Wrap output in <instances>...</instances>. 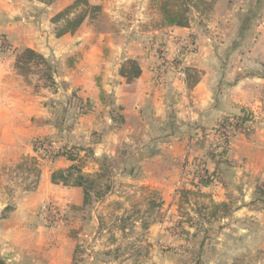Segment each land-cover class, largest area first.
I'll list each match as a JSON object with an SVG mask.
<instances>
[{"label": "crops", "instance_id": "1", "mask_svg": "<svg viewBox=\"0 0 264 264\" xmlns=\"http://www.w3.org/2000/svg\"><path fill=\"white\" fill-rule=\"evenodd\" d=\"M73 1L0 0V35L7 42L0 46V264L72 263L75 242L67 226L46 225L41 206L50 200L79 207L83 191L51 181L70 161L38 157L36 139H47L56 151L90 150L89 173L118 160L113 183L150 194L148 201L158 197L169 213L177 212L180 187L198 185L195 166L202 162L219 178L196 188L216 202H234L213 243L219 250L234 244L264 251L258 188L264 184V0H201L190 7L187 26H166L156 10L143 13L147 0L138 2L134 18L124 12L134 0H87L107 3L108 29L86 17L75 32L56 37L51 17ZM23 48L56 66L52 87L17 72L15 57ZM162 56L176 59L197 81L188 85L173 70L160 80ZM127 58L140 68L130 82L119 74ZM83 100L90 103L85 113L77 110ZM245 110L256 114L253 128L233 134L225 153L214 155L211 128ZM234 224H240L238 241Z\"/></svg>", "mask_w": 264, "mask_h": 264}, {"label": "rangeland", "instance_id": "2", "mask_svg": "<svg viewBox=\"0 0 264 264\" xmlns=\"http://www.w3.org/2000/svg\"><path fill=\"white\" fill-rule=\"evenodd\" d=\"M139 1L134 0L124 10L126 14H129V18L138 16L137 12L140 9L136 5ZM146 3L142 10L143 13L145 8L156 10L159 13L153 0H147ZM98 6L99 9L92 13L93 16H87V23L98 29H108V11L104 13L102 10V8L107 7V3ZM53 66L55 69L56 66L54 64ZM39 77L40 72L35 68L28 74V80L33 84L49 86L48 82ZM83 102L85 112H88L90 103L86 100H83ZM48 143L51 145V155L48 152H37V154L38 157L40 156V158L50 162L55 159L54 155L59 151L72 147L56 151L53 149L51 142L48 141ZM78 156L80 158L76 161L78 166L81 169L86 167L84 169L86 171L89 168L88 162L91 160L90 154L87 153L86 149H83L79 151ZM118 163V160L110 161V164L104 163L106 165L103 166L102 164L99 168V170L102 168L99 172L101 177L95 180L93 189L90 191L92 200L89 204L74 208L69 205L64 208L59 206L63 214L65 213L67 222L49 226H67L69 237L75 242V245H79L73 264H207L213 258L214 264H249L248 261H250V264H264V251L259 248L249 250L242 245L236 246L233 244L226 250H219L218 245L213 243L215 231L219 227V220L213 221L200 218L196 213V209L199 208L197 206L198 199L190 198V203H195L194 207L190 206V203H180L176 213H169L158 197L148 201L147 198L150 194H137L136 190L128 188L127 184L113 183L111 175L115 172ZM105 187H109L105 194L96 198L94 192L96 190L103 191ZM49 202L53 203L50 200ZM232 206L234 207V202H232ZM191 213L195 215H191ZM187 214L193 217L192 221L187 220ZM230 216L228 217L230 218ZM120 217H129V219L120 221ZM233 223L235 222L233 221ZM122 224L124 230L120 231L118 227ZM158 224L162 225L155 231L152 226ZM227 225L230 224L227 223ZM234 225L236 237L240 224ZM190 228L191 231H189ZM73 232H75L76 238L72 237ZM201 241L202 245L200 247ZM228 241L235 243L233 238H228ZM240 243H250L252 245L253 243L258 244V240L243 241L241 239Z\"/></svg>", "mask_w": 264, "mask_h": 264}, {"label": "trees", "instance_id": "3", "mask_svg": "<svg viewBox=\"0 0 264 264\" xmlns=\"http://www.w3.org/2000/svg\"><path fill=\"white\" fill-rule=\"evenodd\" d=\"M158 8L160 16L162 18L163 24L166 26H187L190 22L189 12L190 7H195L197 2L201 0H153ZM99 9L98 5H91L87 0H74L70 5L63 8L61 11L55 13L51 17V23L54 25V35L56 37H60L66 33L75 32L84 19L88 16H93L92 13ZM75 10V12H73ZM41 68H38V67ZM14 67L17 72L23 75L26 79H28V74L33 71L35 68L38 72H40V79H44V81L49 83V86H53L54 82V66L53 64L45 58L40 53L36 52L31 48H23L20 50L15 57ZM38 68V69H37ZM40 69V70H39ZM184 82L186 81L189 85V80H192V83L196 82L198 79V75L195 73L189 72L187 69H183ZM119 74L122 76L125 81L130 82L134 78H137L140 74V68L136 60L132 58H127L124 60L123 64L119 69ZM104 92L100 89V100L104 101ZM238 118L241 121L249 120L248 113H244V115H233L221 118L218 120L219 122L226 123L232 119ZM47 142V139H36L33 142L34 149H36V145L40 142ZM83 150L81 147L72 146L70 149H64L63 151H59L56 156H64L70 161V165L65 170H54L51 173V181L53 183H61L65 186H76L81 187L83 191V201L82 206H85L91 202V190L93 189L95 180L100 178L99 172L101 169L94 173L83 172L81 168L77 164V160H79V151ZM90 150H87L89 153ZM226 150H222L219 156H222ZM106 164H103L105 166ZM219 178L218 174L213 173H205L203 177L198 178V185H207L212 180ZM188 188L186 186L180 187L176 193L178 195V203H190V198L195 200H199L198 209H196V213L202 219L207 220H220L230 216L233 211L232 202L230 200H223L220 202H216L212 200L207 194L201 192L198 187ZM264 184L258 186L259 193L264 195V190L261 188ZM109 187H105L103 191L96 190L94 192V196L96 198L103 196ZM263 190V191H262ZM206 199V200H203ZM74 208V207H73ZM128 220L129 217L122 218L119 220ZM193 217L187 214V220L192 221ZM124 224V223H123ZM119 226V230H124V225ZM72 237L76 238L75 232H73ZM202 245V241L200 242V247ZM79 245L76 244L74 248V254L72 257V264L75 261L76 254L78 252Z\"/></svg>", "mask_w": 264, "mask_h": 264}, {"label": "built area", "instance_id": "4", "mask_svg": "<svg viewBox=\"0 0 264 264\" xmlns=\"http://www.w3.org/2000/svg\"><path fill=\"white\" fill-rule=\"evenodd\" d=\"M6 40L0 35V46L7 47ZM168 70H173L178 77L183 78L184 72L183 68L180 66L179 62L175 60H168L165 57H160L159 65L157 67L156 76L161 80L164 78V75ZM77 110L79 112H85V104L83 101H78ZM244 113H248L249 120L241 121L238 118H232L229 123L217 122L210 130V134L212 135L210 150L211 152L219 156L222 150H227L228 141L231 136L235 133L246 132L253 128V125L257 121L256 114L251 110H245L240 115H244ZM36 152H48L49 155L52 153L51 145L47 142H40L36 145ZM192 167L195 165L194 163L190 164ZM195 168H198L199 174L196 177H203L206 173L202 162L196 163ZM41 211L44 216V220L46 225L53 226L54 224L60 223L65 224L67 219L65 217V213L63 214L62 210L56 205L49 201L44 202L41 206Z\"/></svg>", "mask_w": 264, "mask_h": 264}]
</instances>
